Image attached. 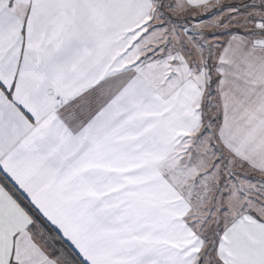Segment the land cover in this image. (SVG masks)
<instances>
[{"label":"snow or ice","instance_id":"snow-or-ice-1","mask_svg":"<svg viewBox=\"0 0 264 264\" xmlns=\"http://www.w3.org/2000/svg\"><path fill=\"white\" fill-rule=\"evenodd\" d=\"M0 264H264V0H0Z\"/></svg>","mask_w":264,"mask_h":264}]
</instances>
